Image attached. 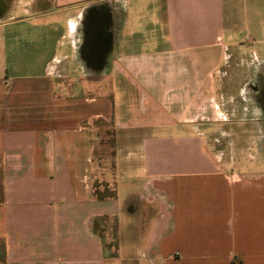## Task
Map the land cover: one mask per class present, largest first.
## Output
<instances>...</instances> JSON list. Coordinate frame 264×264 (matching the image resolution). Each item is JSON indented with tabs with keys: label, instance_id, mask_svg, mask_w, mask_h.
Instances as JSON below:
<instances>
[{
	"label": "crops",
	"instance_id": "obj_1",
	"mask_svg": "<svg viewBox=\"0 0 264 264\" xmlns=\"http://www.w3.org/2000/svg\"><path fill=\"white\" fill-rule=\"evenodd\" d=\"M260 1L0 0L1 264H264V151L206 136Z\"/></svg>",
	"mask_w": 264,
	"mask_h": 264
},
{
	"label": "rangeland",
	"instance_id": "obj_2",
	"mask_svg": "<svg viewBox=\"0 0 264 264\" xmlns=\"http://www.w3.org/2000/svg\"><path fill=\"white\" fill-rule=\"evenodd\" d=\"M258 6L261 15L264 16V1H260ZM233 26L238 31L228 38L227 60L222 68L225 85L218 95L219 108L228 110V116L227 120L218 118V121L208 127L206 136L209 150L222 156L223 161L236 162L233 158L239 153L264 151V124L262 128H251L240 127L235 123L237 119L248 118V112H243V116L242 108L253 104L264 107V34L259 35L254 32L252 24L249 25V29L245 26L243 31L242 18L239 16L234 17ZM260 115V120H263L264 112L262 111ZM101 142L99 152L106 156L103 162L111 168L113 145L112 140L109 141L107 131L102 135ZM1 182L0 161V199L2 198ZM110 191V188H107L104 192L111 193ZM98 229L104 238L108 239L107 244L115 245L114 221L101 219ZM2 259L3 244L0 242V262Z\"/></svg>",
	"mask_w": 264,
	"mask_h": 264
},
{
	"label": "trees",
	"instance_id": "obj_3",
	"mask_svg": "<svg viewBox=\"0 0 264 264\" xmlns=\"http://www.w3.org/2000/svg\"><path fill=\"white\" fill-rule=\"evenodd\" d=\"M1 187H2V189H3V184H2V182H1ZM109 195H114V192H111ZM1 200H2V198L0 199V202H1ZM103 219H105V217H104ZM114 225H115V227L117 226V222H116V221H115Z\"/></svg>",
	"mask_w": 264,
	"mask_h": 264
},
{
	"label": "built area",
	"instance_id": "obj_4",
	"mask_svg": "<svg viewBox=\"0 0 264 264\" xmlns=\"http://www.w3.org/2000/svg\"><path fill=\"white\" fill-rule=\"evenodd\" d=\"M234 264H241V263H239V262L236 261V262H234Z\"/></svg>",
	"mask_w": 264,
	"mask_h": 264
}]
</instances>
